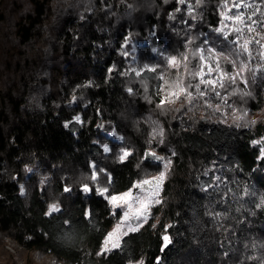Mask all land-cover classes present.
I'll use <instances>...</instances> for the list:
<instances>
[{
  "label": "trees",
  "instance_id": "1",
  "mask_svg": "<svg viewBox=\"0 0 264 264\" xmlns=\"http://www.w3.org/2000/svg\"><path fill=\"white\" fill-rule=\"evenodd\" d=\"M225 1L90 0L79 14L76 0H0L1 236L61 264H264V119L223 123L162 103L173 55L188 56L194 90L197 50L218 44ZM262 80L249 92L239 81L241 99L230 82L223 92L259 112ZM151 150L172 161L161 203L103 252L116 222L107 197L164 169Z\"/></svg>",
  "mask_w": 264,
  "mask_h": 264
},
{
  "label": "rangeland",
  "instance_id": "2",
  "mask_svg": "<svg viewBox=\"0 0 264 264\" xmlns=\"http://www.w3.org/2000/svg\"><path fill=\"white\" fill-rule=\"evenodd\" d=\"M77 6L79 7V14H83V9L88 6L90 0H76ZM242 2L244 4H252L250 0H226L223 2L221 7V13H224L227 16H234L236 14V9L233 8L234 3ZM226 5V7H225ZM252 8H242L241 11L244 15L245 20H247L248 15H250L256 8L254 4H252ZM258 8V7H257ZM231 9V11H229ZM222 16V15H221ZM177 18V13L172 14L171 20ZM256 18L264 22V12H257ZM227 25L225 31H229L232 27L241 26L238 21L233 20H225L222 16V22L219 27H223ZM242 27V26H241ZM237 34L232 32L229 39H232ZM218 44L217 41H214L209 47L213 48V54H211V58H209L210 54L208 51H203V55L205 56V61L202 63L200 60V48L196 53V60L200 64V69L197 73L201 72L203 69V78L204 79H217L218 81L223 77L222 82L224 87L221 88L219 83L215 86V91L220 92V96H216L213 91L212 85L200 84L201 77L196 75V85L200 84V90L205 92L204 96H201L199 92L196 91V85L194 90L190 88V85L185 81L186 75L188 73L193 75L192 72L189 71V60L186 54L182 55H173L169 57L168 63L163 76V90H162V99L163 103H165V107L167 108H183L185 106V110L188 114L196 115L200 118H207L211 121H220L223 123H235L241 122L244 120L247 121H258L260 119H264V106L259 112H253L248 110V108L237 107L235 100L238 98L241 99L243 89L239 87V81L244 85V89L246 92L251 91V84H262L264 78V59H262V53H264V48L260 47L255 43L251 44L250 51L252 53V58L249 60L247 54H242L239 58H237L235 51H233V46L227 44V42L223 41L221 37L218 36ZM245 39L249 40H259L260 44L264 45V23H258L252 32H248L247 29L244 30L240 43L242 44ZM216 43V44H214ZM127 44V41L123 43V47ZM138 43L133 41L132 48L130 52H137ZM238 48V46H237ZM153 51H156V48H152ZM186 58V59H185ZM243 61L248 67L243 71L241 75H237L240 71V61ZM219 64L220 72H216V65ZM211 66L213 68V72L208 74V67ZM155 69V66L152 67ZM235 76L236 79L233 82L231 77ZM255 77V78H254ZM251 80V84L249 83ZM230 82V86L237 93V97L235 100L234 93H225L224 90H227ZM179 85V87H177ZM254 86V85H253ZM180 88H184L186 91L184 93L180 92ZM187 92L192 93V99L189 101L187 96ZM173 93H178V96L172 95ZM246 105L245 102H243ZM242 104V105H243ZM243 105V106H244ZM153 126V136H159L160 126L157 121L151 122ZM155 131V135H154ZM119 141H122L124 138L121 136L116 137ZM108 146V145H107ZM109 147V146H108ZM151 152L157 153L156 150H151ZM164 170V169H163ZM162 170V171H163ZM161 172L150 174L145 176L142 180L135 183V185L143 180H151L154 177L160 175ZM167 172L164 178L166 180ZM163 181V185H164ZM133 186L130 190L122 192L120 194L114 196H108V201L110 202L113 212L116 217L115 225L111 228L108 235L104 241V248H111V250L116 249L117 247H112V245L117 243L119 240V245L121 243L122 238L130 232L139 230L150 218V214L152 209L161 203V195L163 191V185L159 190V195L157 198L158 202L152 204L150 207L145 205H141L139 202L135 200V197L141 196V199H150V193L156 191L155 183L144 185L142 189H138ZM131 192L132 199L128 201L125 205L123 200L120 199L123 195ZM106 194V192H104ZM111 197V198H110ZM55 207L59 208L58 203H52L50 208ZM144 214L141 215L140 213ZM119 247V246H118ZM110 250V251H111ZM109 252V251H107ZM0 264H61L55 259L51 258L48 255H44L41 253L29 252L21 249H17L8 238H5L0 235Z\"/></svg>",
  "mask_w": 264,
  "mask_h": 264
},
{
  "label": "snow or ice",
  "instance_id": "3",
  "mask_svg": "<svg viewBox=\"0 0 264 264\" xmlns=\"http://www.w3.org/2000/svg\"><path fill=\"white\" fill-rule=\"evenodd\" d=\"M181 3H184V0H180ZM226 7V5H225ZM253 5L252 4H244L242 2H238V3H234L233 4V8L236 9V14L234 16H227L225 15L224 13H221V15L224 17L225 20H233V21H238L239 24L242 26H238V27H232L230 28L229 31H225V28H227L228 26L225 25L223 27H217L215 29V32L218 34L219 37L222 38L223 41L227 42L228 45L230 46H233V51H235V54L237 56V58H239L242 54H247L249 60H251L252 58V53L250 51V45L255 43L257 45H260V47L264 48V45L260 44V41L259 40H249V39H245L244 42L241 44L240 43V40H241V36L244 32L245 29H247L248 32H252L254 31L256 25L258 23H264V22H261L259 21L256 16H257V12L260 11L259 8H256L250 15H248L247 17V20H245L244 18V15L241 11L242 8H252ZM229 11H231V9H229ZM193 13V9L189 8V15H192ZM171 18V17H170ZM195 17L193 16V19ZM232 32H235L237 35L234 36L232 39H229V37L231 36ZM238 46V48H237ZM200 60L201 62L203 63L205 61V56L203 55V51L204 49H200ZM208 53L210 54L209 58H211V54H213V48L212 47H209L207 49ZM262 55V59H264V53L261 54ZM186 59V58H185ZM208 67V74L210 75L212 72H213V68L211 66H207ZM248 67L247 64H245L242 60L240 61V71L237 73V75H241L243 73V71ZM151 70H154V69H151ZM111 71V70H110ZM216 72H220V67H219V64L216 65V69H215ZM196 75L200 76L201 79H200V84H205V85H212L213 86V91H214V94L216 96H220L221 93L220 92H216L215 91V86L219 83V86L221 88L224 87V84L222 82V79L223 77H221V79L218 81L217 79H204L203 78V69H201V72L197 73ZM255 78V77H254ZM232 81L234 82L236 77L233 76L231 77ZM200 84H197L196 85V91L199 92V94L201 96H204L205 95V92L204 91H201L200 90ZM177 87H179V85H177ZM181 93H184L186 90L184 88H180L179 89ZM131 92V89L129 90ZM188 98H189V101H191L192 99V93L191 92H187L186 93ZM245 95H249L250 93H244ZM172 95L174 96H178V93H173ZM163 103V101H162ZM74 121L77 122V123H81L82 120L79 116L75 117L74 118ZM66 127L68 126V124L65 125ZM155 131H154V135H155ZM111 135L113 136H116L117 134L115 132H112ZM159 135L162 137L163 136V131L161 130V132L159 133ZM163 141L161 140V143ZM256 144L257 145H262L264 144V140H259V141H256ZM264 148V147H262ZM103 150L107 153L110 151L109 147L107 145H104L103 146ZM132 155V152L127 150V149H123L122 150V157H121V160L120 162L121 163H124L126 162L127 158L130 157ZM149 155L155 160V161H161L163 162V165H164V170L161 171L160 175L157 176V177H154L153 179L151 180H143L142 182H139L135 185L136 188L138 189H142L144 185H149V184H153L155 183V188H156V191H153L150 193V199H141V196H137L135 197V200L137 202H139L141 205H145L147 207H150L152 204H155L158 202L157 198L158 195H159V190L161 189L162 185H163V181H164V178H165V175H166V172L168 170V167L169 165L171 164V160H166L164 157H160V156H157L156 153L152 152V153H149ZM174 155V154H173ZM259 159L264 162V154L260 155L259 156ZM90 167L94 168L95 165H94V162H91L90 163ZM65 192L69 191L68 188H65L64 189ZM90 191L89 187L87 185L84 186L83 188V192L84 193H88ZM106 191V190H105ZM101 195H104V192L101 193ZM111 198V197H110ZM120 199L123 200L124 204L126 205L128 203V201L130 199H132V193L129 192L125 195H123L122 197H120ZM55 211H59L58 208H55V207H52L49 209V214H51L52 212H55ZM141 215H143L144 213L141 212L140 213ZM163 241L165 243V246H167L169 243H171V240H170V237L168 235H165L163 237ZM119 246V240H117V243L112 245V247H118ZM111 248H104L103 249V252H107V251H110Z\"/></svg>",
  "mask_w": 264,
  "mask_h": 264
}]
</instances>
